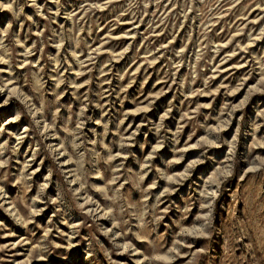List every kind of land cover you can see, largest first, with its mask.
<instances>
[{
	"label": "rangeland",
	"instance_id": "obj_1",
	"mask_svg": "<svg viewBox=\"0 0 264 264\" xmlns=\"http://www.w3.org/2000/svg\"><path fill=\"white\" fill-rule=\"evenodd\" d=\"M0 264H264V0H0Z\"/></svg>",
	"mask_w": 264,
	"mask_h": 264
},
{
	"label": "bare ground",
	"instance_id": "obj_2",
	"mask_svg": "<svg viewBox=\"0 0 264 264\" xmlns=\"http://www.w3.org/2000/svg\"><path fill=\"white\" fill-rule=\"evenodd\" d=\"M15 208L12 209V211L14 210Z\"/></svg>",
	"mask_w": 264,
	"mask_h": 264
}]
</instances>
